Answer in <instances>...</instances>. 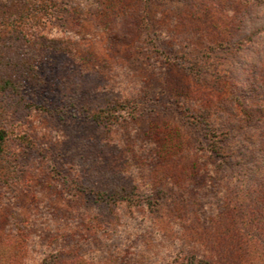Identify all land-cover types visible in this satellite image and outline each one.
<instances>
[{
	"label": "rangeland",
	"instance_id": "obj_1",
	"mask_svg": "<svg viewBox=\"0 0 264 264\" xmlns=\"http://www.w3.org/2000/svg\"><path fill=\"white\" fill-rule=\"evenodd\" d=\"M9 11L67 48L4 46L34 76L0 92V264H247L264 250L235 204L263 156L264 0Z\"/></svg>",
	"mask_w": 264,
	"mask_h": 264
},
{
	"label": "trees",
	"instance_id": "obj_2",
	"mask_svg": "<svg viewBox=\"0 0 264 264\" xmlns=\"http://www.w3.org/2000/svg\"><path fill=\"white\" fill-rule=\"evenodd\" d=\"M48 0H9V4L3 9H0V92L17 91L22 83L23 79H29L34 76L33 64L31 59L27 57L20 56V58H13L7 55L4 50L6 40L16 41L18 40V35L22 34L25 38L29 37V41L34 44H38L41 48H48L53 50H64L67 48L66 42L60 39L44 38L40 35L34 34L32 32L28 33L25 28L33 27L32 21L28 19L19 18L16 13H25L30 17L34 16L35 19L43 14V9L46 8ZM9 10L12 9L16 14V17L11 19L9 11V16L6 15ZM32 15V16H31ZM6 33V34H5ZM9 33V34H8ZM27 34V36H25ZM11 37V39H10ZM112 107V106H111ZM105 107L100 108L92 114V118L98 122L103 120H111L112 115H115L114 108ZM7 109L5 108V100L0 99V158L5 156L7 152V146L10 137V131L5 128L3 121L6 118ZM29 140L24 136L22 141ZM28 143V142H27ZM263 148L262 159L260 158L255 161V170L253 171L254 177L249 178V180L244 183L242 180L237 185L236 191V208L237 212L241 215L242 228H245L247 233V238L252 244H261L259 237H264V138L261 140ZM220 149V148H218ZM216 148H211V151L218 155L219 150ZM251 174V176H253ZM243 182V184H242ZM256 254H249L255 260L260 261L258 264H264V250H255ZM252 257L247 256V264H253Z\"/></svg>",
	"mask_w": 264,
	"mask_h": 264
}]
</instances>
